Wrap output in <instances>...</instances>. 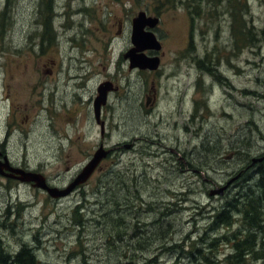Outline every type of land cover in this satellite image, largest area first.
<instances>
[{
  "label": "rangeland",
  "instance_id": "rangeland-1",
  "mask_svg": "<svg viewBox=\"0 0 264 264\" xmlns=\"http://www.w3.org/2000/svg\"><path fill=\"white\" fill-rule=\"evenodd\" d=\"M46 2L0 0V150L58 190L99 147L107 153L63 196L0 174V246L26 245L40 264H205L159 248L201 235L209 207L236 194L239 166L264 156V0L241 8L254 47L231 34L238 0H53L50 12ZM140 11L158 20V73L124 57ZM101 84L102 133L92 113ZM165 219L174 234L155 240ZM218 243L224 264L229 247Z\"/></svg>",
  "mask_w": 264,
  "mask_h": 264
},
{
  "label": "trees",
  "instance_id": "trees-1",
  "mask_svg": "<svg viewBox=\"0 0 264 264\" xmlns=\"http://www.w3.org/2000/svg\"><path fill=\"white\" fill-rule=\"evenodd\" d=\"M46 1L45 11L50 12L52 10L53 0ZM178 1L181 3V0ZM182 1L185 2V0ZM208 1L218 6L224 2L228 3L229 0ZM5 4H8V0H5ZM242 7L246 8V4L243 0H238V3L234 4L231 8L233 11H231V9L229 11L230 17H232L235 24L234 27L237 28L234 29V27H232L231 34L235 39H239L240 41L247 40V44H241V46L247 45L249 47H254L256 42L259 41L256 37L258 34H256L252 26L247 23V20L244 19L245 8L241 10ZM260 34L263 37V29H261ZM241 46H236V48H240ZM209 57V55L206 56L208 62L204 65V72L213 75L217 69L218 61L216 60L215 63L212 64ZM200 85L201 83H199V85L197 83V89H200ZM202 108L207 110V104L205 102ZM198 110L199 108L195 105L193 107V114L190 115V117H193ZM207 151V153L212 152L208 147ZM251 161L252 158L246 159V162L242 163V166H239V168L244 169V174L240 176L239 187L235 189L236 194L225 198L223 203L218 207H209L210 212L206 215L207 223L201 230L203 231L201 235H198L196 239H191V236H183L178 240L171 239L169 245H165L164 242H162L159 249L170 251L168 253H178L177 255L180 256L183 254L194 256L195 262H197V259H201V262L205 264H216L218 261L216 260L218 255V241H222L229 247V252L221 259L224 264H248L246 259L248 257L252 260H260L261 264H264V205L260 206V203L264 202V156L260 157V159L254 162L255 164L253 163L250 167ZM256 192L258 193L256 194ZM175 200H177L176 197ZM111 204L115 207L121 206L117 199H114ZM80 208H82V205H77L73 209V213L80 214ZM156 222L161 227H164V230L154 235L155 240L169 239L170 235L174 234L175 228H169L170 226H175L172 220L165 219V221H155V227L157 231H159L160 228L157 227ZM235 223L238 224V227L233 229ZM80 224L82 223L80 222ZM81 226H83V224ZM220 227L225 229L224 233L221 235H212L216 234V229ZM150 239L145 241V244L148 243L147 245H149L152 241H150ZM184 249H186L187 252ZM140 251L142 252V250ZM0 264L40 263L37 261L32 249L25 245L11 254H3L2 251H0Z\"/></svg>",
  "mask_w": 264,
  "mask_h": 264
},
{
  "label": "water",
  "instance_id": "water-1",
  "mask_svg": "<svg viewBox=\"0 0 264 264\" xmlns=\"http://www.w3.org/2000/svg\"><path fill=\"white\" fill-rule=\"evenodd\" d=\"M157 17L146 16L145 12L140 11L131 20V34L130 41L134 46L130 48L124 56H129V67H138L140 69H156L158 66V57L146 55L143 50L151 49L153 51H158L160 44L157 41L151 28L157 23ZM148 28V29H145ZM137 51L136 53H134ZM105 85V84H104ZM105 86L103 84L99 85L97 88V96L92 102L93 116L94 120L99 125L100 133L103 132V121L99 119L100 117V107L105 103ZM97 150L93 157L84 166L82 173L78 174L71 183L64 189L58 190L54 187H49L46 185L43 176L38 172L25 171L24 169L18 167H12L5 157L3 161H0V171L1 169H6L9 172L17 173V177L20 180H31L42 189H45L51 196H63L67 194L75 185L84 182V180L89 176L91 171L96 167L101 157L106 155L107 151L101 149ZM103 154V155H102ZM1 173V172H0ZM7 175V174H6Z\"/></svg>",
  "mask_w": 264,
  "mask_h": 264
},
{
  "label": "flooded vegetation",
  "instance_id": "flooded-vegetation-1",
  "mask_svg": "<svg viewBox=\"0 0 264 264\" xmlns=\"http://www.w3.org/2000/svg\"><path fill=\"white\" fill-rule=\"evenodd\" d=\"M145 29H148V28H145ZM152 30H153V28H151ZM151 30V31H152ZM132 47H134L133 45H132ZM143 52L146 54V55H149V56H157V51H153V50H151V49H146V50H143ZM125 55V54H124ZM125 57V56H124ZM127 58H128V60H129V56H126ZM158 58H159V56H158ZM130 69H138V67L136 68V67H130ZM139 71H148V72H154V73H158V71L159 70H161V68H160V61H159V59H158V66H157V68L156 69H154V70H148V69H138ZM156 71V72H155ZM4 156H3V153H2V151L0 150V161L2 160V158H3ZM1 174H5L6 172L4 171V170H2L1 169ZM7 175L8 176H10V177H12V176H15L13 173H7ZM15 179V178H14ZM0 251H2V253L4 254V253H6V254H10V253H8V252H6L5 251V249L3 248V247H1L0 246ZM18 251V250H17Z\"/></svg>",
  "mask_w": 264,
  "mask_h": 264
}]
</instances>
